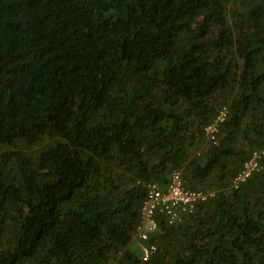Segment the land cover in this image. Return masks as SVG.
I'll list each match as a JSON object with an SVG mask.
<instances>
[{
	"label": "trees",
	"instance_id": "1",
	"mask_svg": "<svg viewBox=\"0 0 264 264\" xmlns=\"http://www.w3.org/2000/svg\"><path fill=\"white\" fill-rule=\"evenodd\" d=\"M262 149L264 0H0V264H264ZM176 171L215 196L143 261Z\"/></svg>",
	"mask_w": 264,
	"mask_h": 264
},
{
	"label": "built area",
	"instance_id": "2",
	"mask_svg": "<svg viewBox=\"0 0 264 264\" xmlns=\"http://www.w3.org/2000/svg\"><path fill=\"white\" fill-rule=\"evenodd\" d=\"M227 116L226 109L218 114L212 123L206 127L207 137L216 141L220 125ZM264 149L255 150L244 162L242 168L231 182L233 189H239L253 175L263 169ZM215 196L212 190H193L185 187L181 172H174L165 189L157 183L147 185V196L140 210V223L136 229V238L141 243L140 253L143 261H147L157 251L150 243V236L159 228L157 215H165L169 225L183 221L186 215L192 214L200 203L207 202Z\"/></svg>",
	"mask_w": 264,
	"mask_h": 264
}]
</instances>
